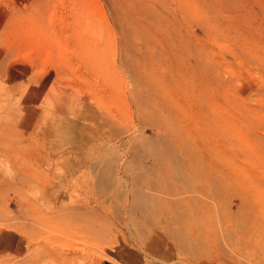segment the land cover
Masks as SVG:
<instances>
[{"label": "rangeland", "instance_id": "rangeland-1", "mask_svg": "<svg viewBox=\"0 0 264 264\" xmlns=\"http://www.w3.org/2000/svg\"><path fill=\"white\" fill-rule=\"evenodd\" d=\"M10 62L27 69L0 82V228L21 239L0 264L120 244L147 264H264V0H0ZM58 114L95 147L51 200L63 168L28 139Z\"/></svg>", "mask_w": 264, "mask_h": 264}, {"label": "crops", "instance_id": "crops-1", "mask_svg": "<svg viewBox=\"0 0 264 264\" xmlns=\"http://www.w3.org/2000/svg\"><path fill=\"white\" fill-rule=\"evenodd\" d=\"M26 69V66L18 62H10L6 66V74H0V82H20L26 76L24 75ZM53 79V73L47 68L37 74L32 81L35 90L40 92L47 88L54 81ZM56 117L57 124L39 126L36 139H28L35 161L49 162L52 164V171L55 164L63 168L57 180L44 183V191L51 200H57L63 195L65 180L76 172L79 165L86 159V148L95 147V143L91 139L88 142L86 138L88 136L85 126H80L78 121L71 123L70 117L65 114H58ZM34 134L35 132L32 131V135ZM88 135L90 136V133ZM20 239L21 235L15 228L1 227L0 251H16ZM95 264H147V261L145 254L135 246L120 244L109 247L107 256L100 258Z\"/></svg>", "mask_w": 264, "mask_h": 264}, {"label": "bare ground", "instance_id": "bare-ground-1", "mask_svg": "<svg viewBox=\"0 0 264 264\" xmlns=\"http://www.w3.org/2000/svg\"><path fill=\"white\" fill-rule=\"evenodd\" d=\"M161 90H163V89L158 88V89H156L155 91H153V94H154V95H155V94H156V95L158 94V95H162L163 97H165V94H166V93H165V94H163V92L161 93ZM167 91H169V90H167ZM171 93H172V92H171ZM172 94H173V93H172ZM168 100H169V99H168ZM162 101H164V100H162ZM168 106H169V105H168ZM216 132H217V131H216ZM257 149H258V148H257ZM249 186H250V185H249ZM247 188H248V187H247ZM245 189H246V188H245ZM246 190H247V189H246ZM244 191H245V190H244ZM241 192H242V191H241ZM245 192H246V191H245ZM249 192H250V191L246 192V194H249V195H250V194L252 193V192H251V193H249ZM231 193H232V192H231ZM237 195H238V194H237ZM213 196H214V195H213ZM217 196H218V195H217ZM255 198H256V197H255ZM239 199H240V197H239ZM241 199H242V198H241ZM259 199H260V198H259ZM255 200H256V199H254V201H255ZM256 203H257V202H256ZM238 209H239V208H238ZM240 210H241V209H240ZM236 211H237V210H236ZM226 212H227V211H226ZM229 212H230V211H229ZM238 212H239V211H238ZM243 212H244V211H243ZM243 212H242V213H243ZM259 212H260V211H259ZM261 213H262V212H261ZM229 214H230V213H229ZM243 214H244V213H243ZM194 215H195V214H194ZM230 215H231V214H230ZM233 215H234V214H233ZM238 215H239V214H238ZM231 216H232V215H231ZM231 216H230V217H231ZM196 217H197V216H196ZM236 217H237V216H236ZM196 220H197V219H196ZM255 221H256V220H255ZM241 223H242V222H241ZM241 223H240V224H241ZM237 224H238V223H237ZM221 226H222V225H221ZM226 226H227V225H226ZM226 226H225V227H226ZM246 227H247V226H246ZM259 227H260L261 229H263V231H264V225H263V224H261ZM220 228H221V227H220ZM241 228H243V227H241ZM244 228H245V227H244ZM244 228H243V229H244ZM245 229H246V228H245ZM240 230H241V229H240ZM246 230H247V229H246ZM228 231H229V229H228ZM226 236H227V235H226ZM224 240H225V239H224ZM251 245H252V244H251ZM261 245H262V244H261ZM263 246H264V245H263ZM256 248H257V247H256ZM257 249H258V248H257ZM223 252H224V251H223ZM233 256H234V255H233ZM253 264H254V263H253Z\"/></svg>", "mask_w": 264, "mask_h": 264}]
</instances>
